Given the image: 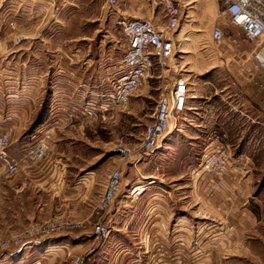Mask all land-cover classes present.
<instances>
[{"label": "rangeland", "instance_id": "374dc122", "mask_svg": "<svg viewBox=\"0 0 264 264\" xmlns=\"http://www.w3.org/2000/svg\"><path fill=\"white\" fill-rule=\"evenodd\" d=\"M181 6L172 58L151 72L127 110L86 123L84 109L95 99L89 93L115 78L124 48L106 0H0V127L9 132L14 153L49 135L46 156L22 169L44 170L39 178L64 186L44 193L42 210L2 198L0 242L42 222L86 227L4 252L0 264H73L77 258L89 264H264V87H249L257 99H245L240 66L230 52L216 54L210 38L217 23L213 0H181ZM118 7L131 18L150 16L149 0H118ZM178 75L188 79L189 98L201 101V113L183 114L179 130L170 128L153 162L138 161L156 102ZM213 120L215 127L198 125ZM246 120L251 128L245 136L238 127ZM219 131L227 135L223 145L230 155L223 182L200 169L206 134ZM170 136L189 140L186 157L173 155L180 145L172 155L164 151ZM118 149L129 156L121 157ZM127 162L140 164V220L110 226L106 216L115 214L127 198L122 190L132 183ZM115 169L122 172L120 190L110 210L96 217L102 193L93 206L94 188ZM18 174L7 177L20 184ZM90 176L88 193L65 190L75 182L83 186ZM96 221L109 225L108 251L92 234Z\"/></svg>", "mask_w": 264, "mask_h": 264}, {"label": "built area", "instance_id": "2783aa9c", "mask_svg": "<svg viewBox=\"0 0 264 264\" xmlns=\"http://www.w3.org/2000/svg\"><path fill=\"white\" fill-rule=\"evenodd\" d=\"M218 5L216 20L210 38L216 54L230 52L245 74L244 78L253 86H264V0H213ZM151 11L147 18H131L119 10L118 0H106L107 10L112 16L113 29L124 39L123 54L117 62L115 78L106 79L98 91L89 95L95 97L84 109L83 121L90 123L98 114L123 112L137 90L148 80L152 71L163 68L174 54L173 33L179 28L182 18L181 0H149ZM157 16H161L159 22ZM190 84L183 75L174 78L171 87L160 94L150 123L145 127L139 148V160L153 156L159 143L170 128L178 129L180 119L187 110ZM179 130V129H178ZM227 135L223 131L206 134L200 169L203 173L218 178L221 182L230 167V155L223 145ZM49 135H44L35 144L12 151V139L7 130L0 127V171L8 177L44 158L49 148ZM121 157L129 152L118 149ZM122 184V172H110L104 190L95 208L96 217L105 214L112 207ZM141 189L139 190V188ZM135 186L129 196H137L144 190ZM215 188H219L216 185ZM85 226L79 224L42 222L0 242V254L10 250L26 248L40 243L55 234ZM110 233L109 225L96 221L92 234L105 240ZM73 264H89L77 258Z\"/></svg>", "mask_w": 264, "mask_h": 264}, {"label": "crops", "instance_id": "0c3cea01", "mask_svg": "<svg viewBox=\"0 0 264 264\" xmlns=\"http://www.w3.org/2000/svg\"><path fill=\"white\" fill-rule=\"evenodd\" d=\"M244 83H245V93H244V97L245 99H249V100H253V99H257V95L254 94V91L252 89H250L249 87H252L253 85H251L249 82L246 81V79L244 78ZM257 87V86H255ZM264 87V86H263ZM258 88V87H257ZM261 91H258L256 93H260ZM260 97V96H258ZM195 99V100H194ZM193 100V101H191ZM201 101L198 100V98H189L188 102H187V112L188 114H196L198 112L201 111L200 108V103ZM214 108V107H213ZM198 111V112H194V111ZM231 111V110H229ZM201 113V112H200ZM227 113H229L227 111ZM234 117H236L235 115H233ZM219 118V116H218ZM248 118V117H247ZM216 120H213L212 123L210 121H202L200 124L201 127L202 125H204L202 127V129H204L205 127L210 128V127H215V122ZM206 122V123H204ZM219 122H222V117H220ZM219 125V124H218ZM247 125V120L244 122L243 125L240 126V128L238 127V133L244 131V135H247V130L251 128V126L249 125L248 128L246 127ZM243 137V136H242ZM184 137L181 136L179 137H173L170 136L168 139L166 138L165 142H164V151L167 152L168 154H173V151L177 150L174 147L180 145L181 148L178 151L179 153H174L173 155H180V157H183V155H188V150H192V148L190 149V146L188 145V141L189 140H185L183 139ZM245 138V137H244ZM187 153V154H186ZM155 155V154H154ZM152 156L151 158L147 159L150 162L154 160V157H156L157 153L155 156ZM186 157V156H185ZM153 158V159H152ZM146 160L143 162L145 163ZM127 164H129V168L130 170H132L133 173V177H132V183H130L129 187L125 190H122V192L127 196V198H124L121 201H119L120 203L117 206V209L114 211L115 214L113 216H111L109 219L108 216H106V222L110 224L113 223H118L117 221H120L121 223L125 221V223H127V220L130 221L132 224H136L139 223V213L140 210L139 208H137L136 206V201H137V196H129L128 195V191L137 186V183L140 182V179L142 177L141 175V169H140V164H134L133 162H127ZM109 172V169L107 170V173ZM36 173V174H35ZM44 170H39V171H34L32 169H28V170H20L19 174H18V178L21 181L20 184H13V182L15 180H11V178H8L4 171H0V208H1V199L2 198H10L11 200L14 199V205L15 206H19L24 209L29 208L30 204H35L37 209H44L45 206V197H44V193L46 191L50 192L51 191V187L52 185H54L55 190L58 191H64V186L62 185L61 187H57V184L55 185V183H50L48 184V180H42L43 178H39V176L41 177H45V175L43 174ZM24 175L26 176V178L28 179V181L26 182V184H24ZM37 176V180H32L30 179L31 177H36ZM14 179V178H13ZM11 180V181H8ZM126 180V179H125ZM20 182V181H19ZM124 182V179H123ZM76 183V182H75ZM73 184V187H68L65 188V190H74L75 193L74 195L77 196L78 194H76L78 191H81V193L83 192V194L88 193L90 190H92V184L93 181L91 180V176L88 177L84 182H83V186L81 185L80 187L77 184ZM125 184V183H124ZM123 184V187L125 188ZM105 185V181H102L100 184H98L95 188H94V202H93V206H95L96 203V199L99 197V195L103 192V187ZM56 186V187H55ZM141 189V187L139 188V190ZM125 191V192H124ZM55 192V191H54ZM58 193V192H57ZM73 195V196H74ZM4 196V197H3ZM6 200V199H5ZM78 198L74 199L73 201H75V204L77 206V201ZM70 205V204H69ZM73 204H71L72 206ZM25 216V221L23 224L28 222V213L24 214ZM88 218V217H87ZM86 219V218H85ZM115 221V222H114ZM68 235H73V233L67 232ZM139 235V234H137ZM110 244V239L107 238L105 240L102 241V247L107 245V249L105 251H108V245ZM24 251V248H22ZM108 254V253H107ZM106 254V255H107ZM106 259V258H104Z\"/></svg>", "mask_w": 264, "mask_h": 264}, {"label": "water", "instance_id": "95a60500", "mask_svg": "<svg viewBox=\"0 0 264 264\" xmlns=\"http://www.w3.org/2000/svg\"><path fill=\"white\" fill-rule=\"evenodd\" d=\"M46 241V240H45Z\"/></svg>", "mask_w": 264, "mask_h": 264}]
</instances>
